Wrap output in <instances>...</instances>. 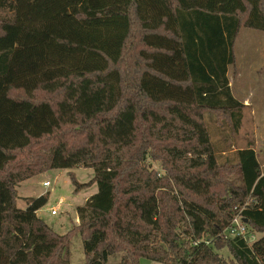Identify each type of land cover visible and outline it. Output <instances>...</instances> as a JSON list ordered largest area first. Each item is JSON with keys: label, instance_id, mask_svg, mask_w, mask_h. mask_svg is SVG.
<instances>
[{"label": "trees", "instance_id": "obj_1", "mask_svg": "<svg viewBox=\"0 0 264 264\" xmlns=\"http://www.w3.org/2000/svg\"><path fill=\"white\" fill-rule=\"evenodd\" d=\"M244 27L264 31V0H0V264H70L75 234L85 264H264L262 163L212 135L241 125ZM76 167L94 173L73 191L97 189L65 234L36 214L48 193L16 206L20 182ZM236 215L253 241L227 235Z\"/></svg>", "mask_w": 264, "mask_h": 264}, {"label": "rangeland", "instance_id": "obj_2", "mask_svg": "<svg viewBox=\"0 0 264 264\" xmlns=\"http://www.w3.org/2000/svg\"><path fill=\"white\" fill-rule=\"evenodd\" d=\"M234 50L235 64L228 67V76L232 95L246 105L242 110L241 125L236 133H231L228 127L216 125V128L210 122L207 126L215 127L212 131L213 140L219 146L223 142L229 145L227 156L238 148H253L264 171V31L241 28ZM208 116L209 112H206L207 121ZM219 156L221 161L224 160L223 154L220 153ZM147 165L157 175L166 174L170 166L160 160H147ZM69 172H73L79 182H86L94 173L92 168L83 167L46 170L17 186L16 206L24 209L27 198H36L48 193L47 202L37 211V216L56 233L65 234L78 223L75 208L82 204L83 193L90 188L74 192ZM44 181H48L50 186H43ZM92 186L94 190L97 189L95 183ZM53 209L56 210L55 214H51ZM253 234L255 237L259 235ZM68 252L70 264H85V253L79 234L70 238ZM220 252L222 256L227 257V248ZM119 261L120 254H114L109 256L106 264H120ZM138 264L160 263L140 258Z\"/></svg>", "mask_w": 264, "mask_h": 264}, {"label": "built area", "instance_id": "obj_3", "mask_svg": "<svg viewBox=\"0 0 264 264\" xmlns=\"http://www.w3.org/2000/svg\"><path fill=\"white\" fill-rule=\"evenodd\" d=\"M42 185L48 187L50 186V183L48 181H44L42 182ZM59 202L61 203V200ZM55 213L56 210L53 209L51 211V214H55ZM231 225L232 227L227 231V235H229L230 237L242 235L249 242L255 239L254 234L248 231L247 228L242 224L241 216L236 215L233 218Z\"/></svg>", "mask_w": 264, "mask_h": 264}, {"label": "crops", "instance_id": "obj_4", "mask_svg": "<svg viewBox=\"0 0 264 264\" xmlns=\"http://www.w3.org/2000/svg\"><path fill=\"white\" fill-rule=\"evenodd\" d=\"M230 84V83H229ZM77 179V178H76ZM27 180H29V179H27ZM27 180H24V181H22V182H20L19 184H18V186H20L22 183H24L25 181H27ZM78 181V180H77ZM93 185V184H92ZM90 186V188L88 189V190H86L83 194V197H82V204H79V205H77L76 207H78V206H82L85 202H86V200L93 194V193H95L96 192V190H94L93 188H94V186ZM16 189H17V187H16ZM86 189V188H85ZM82 190H84V189H82ZM81 191V190H80ZM76 209V208H75ZM36 214H37V212H36Z\"/></svg>", "mask_w": 264, "mask_h": 264}]
</instances>
